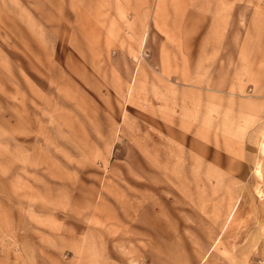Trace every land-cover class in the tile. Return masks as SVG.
<instances>
[{
	"label": "rangeland",
	"instance_id": "rangeland-1",
	"mask_svg": "<svg viewBox=\"0 0 264 264\" xmlns=\"http://www.w3.org/2000/svg\"><path fill=\"white\" fill-rule=\"evenodd\" d=\"M183 6L0 0V264H74L84 252L116 264L132 252L133 264H160L143 239L153 231L147 202L160 204L157 188L164 182L161 164L148 162L146 154L160 156L163 149H146L143 130L131 131L134 124L142 128L144 118L115 90L120 83L113 66L119 55H136L129 50L143 42L161 7L180 12ZM254 6L230 10L232 38L243 39L239 32L248 29L249 42L264 48V0L259 36L253 35ZM248 54L264 62V49ZM254 90L264 92V83ZM261 182L264 197V177ZM173 207L170 222L177 220ZM259 207L256 215L264 219ZM246 215L252 216L238 210L210 245L203 243L209 220L185 211L181 226L179 214V230L169 229L184 238L179 264H199L210 247L202 264H264V225H246ZM256 236V244L247 243Z\"/></svg>",
	"mask_w": 264,
	"mask_h": 264
},
{
	"label": "crops",
	"instance_id": "crops-1",
	"mask_svg": "<svg viewBox=\"0 0 264 264\" xmlns=\"http://www.w3.org/2000/svg\"><path fill=\"white\" fill-rule=\"evenodd\" d=\"M157 1L190 6L181 7L180 12L161 7L150 18L154 28L150 24L143 42L129 50L136 55L129 59L119 55L113 74L120 83L115 90L144 118L143 127L134 124L131 131L143 130L146 149H163L160 156L146 154L148 162L161 164L157 167L164 182L157 188L160 204L147 202L146 207L154 211L147 227L153 231L143 243L153 255H160L154 258L160 264H174L173 258L179 264L178 246L184 238L170 234L169 229L179 230V214L184 225L185 211L209 220L208 239L203 243L210 245L217 243L238 210L252 214L246 215V225H264V219L256 215L259 205L264 208L259 189L264 177V92L254 90L255 84L264 83V62L248 54L264 48L249 42L248 29L241 30L244 38L235 41L230 27L234 5L252 3L257 28L253 35L259 36L262 9L260 0ZM250 84L254 85L251 90ZM158 140L159 144H153ZM169 205L177 213L173 222ZM259 238L247 243L256 244ZM170 243L176 248L171 250ZM211 251L210 247L199 264ZM131 255L121 264H133L136 256L131 259ZM81 256L74 264H116L101 253ZM243 264L249 262L243 259Z\"/></svg>",
	"mask_w": 264,
	"mask_h": 264
}]
</instances>
